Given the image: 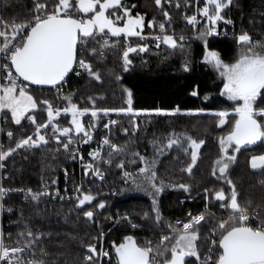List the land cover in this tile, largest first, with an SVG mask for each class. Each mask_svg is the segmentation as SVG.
I'll use <instances>...</instances> for the list:
<instances>
[{
    "label": "snow or ice",
    "instance_id": "snow-or-ice-1",
    "mask_svg": "<svg viewBox=\"0 0 264 264\" xmlns=\"http://www.w3.org/2000/svg\"><path fill=\"white\" fill-rule=\"evenodd\" d=\"M177 9L182 7L181 0H154V4L160 9L164 20L157 23L155 18L149 21L148 27H158L159 34L151 37L145 36V15L139 12L134 14L135 4L128 5L125 0H34V9L31 15L22 20H6L0 16V116L4 122L8 120L15 125L24 127L22 121H27L34 130L31 134L24 133L22 137L15 140V146L9 144L7 147L0 142V170L5 168V161L13 156L18 150H29L49 145L50 138L46 135L51 129L52 137L58 145L56 151L63 148L69 151L70 145L76 143L87 144L93 140V131L100 114L108 116L112 112L124 113L129 116H137L144 112H154L157 115L174 116L182 111L188 115L205 112L204 109L182 110L179 106L174 109H152L134 110L132 107V92L126 90L127 107L122 108H97L96 100L88 96L87 102L91 105L81 107L74 102L75 93L61 95V89L67 83L70 74L81 75L85 73L91 79L103 83L102 74L99 70L98 61L106 59L105 52L123 47L121 54L123 71H129L133 61L131 53H144L149 50L145 44H137L135 47L125 40L126 46L110 43V37H139L141 40H154L155 46L161 44L171 49L180 48L184 50L187 42L186 37L181 34L176 36L173 31L168 33L166 25L172 23L171 14L165 10L166 5H172ZM199 5L201 0H195ZM233 4V0H203V6H197L195 14H184L188 25L196 30L195 38L202 41L204 47L203 62L210 65L223 81V88L220 95L233 102L231 111L228 109L209 112L218 120V127L228 125L226 135L218 138L219 152L218 159L214 161L211 175L218 180H223L229 186V192L224 188L208 189L204 192L207 197H215L219 201V207L228 211L226 218H218L212 225V234L216 237L211 239V246L205 253H201L197 241L201 240L200 227H207L210 221H206L205 212L197 215L188 213V221L181 225L177 221L175 225L167 222L170 234L162 235L158 243L152 241H137L133 235H126L119 242L113 241L111 248L115 254V264H264V211L253 206L252 201L241 203L238 200L239 193L236 184L229 177L230 165L237 161V154L242 149L254 150L259 147L264 150V40H253L247 32H242L235 37L238 51L232 61H225L218 50L209 47V37L218 36L221 22L225 25H232L233 20L226 18V9ZM190 0H185L184 8L191 7ZM198 16L205 21L201 24ZM200 28H197V26ZM189 54H190V50ZM191 61L185 60L182 70H191ZM109 74H114L109 71ZM120 80V76H116ZM39 86L32 89L31 86ZM43 86L55 89V96L52 99L41 98L34 94ZM191 95L196 96L193 91ZM209 99L205 96V100ZM54 100L64 103L57 106ZM90 114L91 118L87 126L83 117ZM70 116V126L61 127L59 118ZM231 116V123L229 117ZM41 117V120H38ZM117 121L109 120L104 128L110 131V125ZM139 125H134L138 130ZM4 128L0 127V133ZM125 134L128 129H124ZM82 134V135H81ZM9 141H13L14 133L11 130L6 132ZM77 139H73V137ZM156 141L153 142L156 147ZM100 146L89 153L92 160L84 162L82 154L77 155L78 148L70 153L72 159L79 158L84 168V174L95 175L104 180V175L97 161L112 164L115 155L126 156L128 145H118L105 136ZM205 140H197L186 136L183 140L176 133H172L167 139V149L176 147L190 157V162L181 171L191 175L193 168L200 159V150ZM103 146H107V159L103 155ZM136 159L143 162L138 168V174L142 181H138L137 175L128 171L123 172L125 182L131 180L139 190L145 191L152 197L151 212L155 222L162 221V213L157 197L165 190V187H175L185 192H190L191 186L180 183L178 185H165L163 181L157 180L156 160H150L139 152L132 153ZM179 159V157H177ZM250 168L264 174V154L251 155L248 161ZM121 170L125 169L123 159L116 165ZM67 177V169L64 170ZM56 182L53 181V184ZM264 186V179L259 181ZM146 185V187H145ZM15 191L7 188L0 182V212L4 211L5 198L9 193ZM19 191H24L20 189ZM75 204L78 210L88 221H94L97 210H104L107 201H97V195L91 189H85L83 184L74 187ZM50 191L34 192L27 189L25 199L39 202L42 197L52 198ZM55 196L59 197L57 188ZM63 199V197H60ZM93 201H97L93 204ZM87 206V207H86ZM260 207H264L261 205ZM12 212V208H7ZM144 217H149V212H144ZM135 229L138 225L132 222L127 215L120 217ZM119 222V221H117ZM201 222H205L203 225ZM43 233H34L31 229L21 232L17 236L15 244L5 243L11 240L9 234L5 236L0 229V264H46L42 258L47 253L41 250L40 257L36 256V245ZM104 233L93 237L97 243L85 245L86 264H102L105 257L111 260L109 251L98 244ZM25 239L23 245L20 238ZM29 254L24 259V254ZM194 258V259H188Z\"/></svg>",
    "mask_w": 264,
    "mask_h": 264
},
{
    "label": "trees",
    "instance_id": "trees-1",
    "mask_svg": "<svg viewBox=\"0 0 264 264\" xmlns=\"http://www.w3.org/2000/svg\"><path fill=\"white\" fill-rule=\"evenodd\" d=\"M127 1L135 3V13L136 11L149 12L152 8L151 4L154 3V0ZM190 2L191 7L184 8L182 4L180 9H176L181 13L178 17L173 18L171 25H166L169 34L175 31L180 22L184 24V27L193 29L183 18L185 12L192 15L191 10L197 6L195 0H190ZM200 5H203V0ZM234 5L236 6L232 10L234 18L231 20L234 21L233 26L237 28L238 32L242 34V32L249 31L254 37L262 36L264 34V0H233L231 6ZM2 8L1 16L4 19L22 20L31 15L34 9V0H2ZM159 16L161 13H158V10L155 16L152 15V17ZM222 26L225 24L222 23ZM157 28H148V34L155 33ZM194 31L196 30L193 29L192 32ZM111 40L113 43L119 41L120 45L125 46L123 38L119 40L110 38V42ZM153 41L152 39L141 40L137 37L131 43L135 47L137 44L152 43ZM193 41L189 57L191 70L188 72L182 70L184 59L182 60L178 53H171L168 57L164 56V50H166L164 44H161L159 48L151 45L149 50L144 53H131L130 59L133 63L129 67V71L125 72L121 59L123 47H117L114 50H107L105 52L106 59L96 62L99 64L103 83L91 79L84 73L80 77H70L64 87L69 88L68 93H75L74 102L80 104L81 107L91 106L86 99L88 96L95 98L97 108L126 107V90H131L133 94L132 107L138 111L156 108L171 110L176 106L182 110L230 109L232 105L220 95L223 81L210 65L203 62L202 41L198 39H193ZM237 46L235 37H209V47L218 50L225 61H232L236 57ZM110 70L114 74L110 75ZM116 76H120L121 79L117 80ZM32 89L38 88L32 87ZM193 91L197 92L196 96L191 95ZM34 94L41 98L52 99L55 96V89L42 88ZM205 96H208L209 99L205 100ZM54 103L57 106H62L64 102L54 100ZM112 114L118 118L119 122L117 144L121 146L127 144L129 146L128 153L126 156L114 154L112 164L106 167V185L101 189L93 186L92 192L97 195V201H107L104 210L96 211L94 221H88L83 216V212L77 209L76 204L50 203L43 199L38 203L32 200L27 203L20 200L16 202V210L12 216L14 223L10 227L13 241L16 242L18 234L27 229H31L37 234L43 233L36 245V256L40 257L41 250H44L47 255L42 258L46 264H86L84 260L85 245L97 243L93 237L99 236L101 232L106 233L103 245L112 253L111 260L104 259L103 264H115V254L111 248L113 241L119 243L124 236L133 235L142 242L150 240L154 242L162 235L170 234V230L167 228L168 220L175 225V220L187 219L188 211H195H192L193 213L200 211L201 202L198 198L192 202L188 201V198L195 197L205 188H224L226 193L229 192V186L223 180H218L211 175L214 161L220 155L218 138L227 134L225 131L227 132L229 129L228 125L223 128L218 127L215 122L210 123L200 119L203 116L199 115L186 117L184 115L165 116L153 113L140 115L133 119L117 113ZM101 116L104 115L100 114ZM70 119V116L62 115L59 118L61 127L70 126ZM89 119H92L90 114L83 117L85 123ZM38 120H41V117H38ZM22 124L23 128L8 120L4 133L14 130V139L9 141L4 134L5 147L9 144L14 147L15 140L20 139L24 133L31 134L34 130L27 121H22ZM134 125H139L138 130L134 129ZM125 128L128 129L127 134L124 132ZM172 133H176L179 137L190 135L197 140H205V144L200 150V159L191 175L181 171L190 162L188 155L180 149L173 148L172 152L167 151L168 153L165 154L162 150ZM46 135L50 138L49 145L29 150H18L5 161L12 186H39L45 180L61 176L62 168L69 164V153L65 152L62 147L56 151L58 145L54 139H51V129ZM75 138L74 136L73 139ZM154 141L157 142L156 147H154ZM133 152H139L149 159L156 160L158 182L184 183L191 186L190 192L181 189H167L161 194L159 207L163 219L160 223L155 222L151 212L152 197L147 192L139 190L131 180L125 182L124 171L136 174L138 181L143 179L138 174V168L143 166V162L136 159V163H131L134 159ZM161 153L164 155H159ZM254 154H264V150L259 147L247 151L242 149L241 153L237 154V161L231 167L228 175L236 184L239 193L238 200L241 203L252 201L254 207L264 211V207H260L264 205V186L259 183L261 179H264V174L252 170L248 163L251 155ZM121 159L125 162L123 170L116 166ZM112 189H115V193L109 194ZM125 192L126 196L123 195ZM211 200L214 208L220 203L215 200L214 196L211 197ZM97 201H93V204H96ZM146 211L149 212L148 218L143 215ZM221 212L228 213V211ZM125 215L129 216L138 227L133 229L127 222L117 219L118 216ZM205 216L206 221H210V223L207 227H200L201 240L197 241L202 254L209 247L207 234L217 220L208 212L205 213ZM204 223L201 222L202 225ZM19 242L23 245L26 241L21 237ZM101 243L102 240L97 245L98 248ZM26 255L29 256L27 252Z\"/></svg>",
    "mask_w": 264,
    "mask_h": 264
},
{
    "label": "built area",
    "instance_id": "built-area-1",
    "mask_svg": "<svg viewBox=\"0 0 264 264\" xmlns=\"http://www.w3.org/2000/svg\"><path fill=\"white\" fill-rule=\"evenodd\" d=\"M3 8H2V0H0V16L2 14ZM219 32L220 34L218 36H213V37H237L240 35V33L238 32L237 28L233 25H225L219 28ZM159 34V29L157 28L156 32L151 34L148 37H151L152 35H158ZM181 35V34H179ZM177 35V36H179ZM187 41L190 39L191 36H188L186 34H183ZM155 41H153L152 43H146L149 47L151 45L155 46ZM84 73L81 72V75H83ZM81 75L77 76L72 74V77H80ZM69 80V79H68ZM67 80V81H68ZM67 84V83H66ZM65 84V85H66ZM69 91V88L67 86L63 87V89H61V95L67 94ZM94 119V118H92ZM5 118L0 116V127L4 128L5 130V125L6 123L4 122ZM90 120V119H89ZM89 120L85 123V125L87 126ZM109 120H115L117 121V123L115 125H110V131L108 129L104 128V124L108 123ZM119 126V122H118V118L116 116H114L113 114H109L108 116H101L99 118V121L96 122V126L94 128L93 131V140L87 144L84 143H76L70 146L69 148V164L67 166H64L61 170V176L54 178V179H50V180H45L44 182H42L39 186H31V185H25V186H12L11 185V176L9 173H7L6 170V165L5 168L3 170H0V182L3 183V185L7 188H12L15 191H12L11 193L8 194V196L5 198V203H4V211L0 212V229L3 230L5 236H8L9 234L12 233L10 231V227L11 225L14 223V221L12 220V216L16 210V202L18 200L22 201L23 203H27L29 200L31 199H25V193L27 191V189H32L34 192H43L45 190L50 191L53 193L52 198L49 197H42L41 199L50 202V203H70L71 205L75 204V196L76 193L74 192V187L79 185V184H83L85 189H91L94 187H97L98 189H101L104 185H106V167L109 166L107 163H102L97 161L98 166L101 168L103 175H104V180H100L98 177H96L95 175L89 173L88 175L84 174V168L82 166V162L79 158L77 159H72V156L70 153L74 152L77 148H78V153L77 155L79 156V154H82L84 157V162H89L92 160V157L89 156L90 152H93L95 149H97L100 144L99 142L105 137L108 136L113 143L117 144V138H118V129ZM14 133V130H11ZM4 134L6 135V133H0V142H2L4 144ZM82 135V134H81ZM77 139V138H75ZM74 139V140H75ZM5 145V144H4ZM107 146H103V155L105 157V159H107ZM5 163V162H4ZM67 169V177L65 176V172L64 170ZM53 181H55L56 183L53 184ZM59 189L60 192V196L57 197L55 196V191L56 189ZM20 189H23L24 191H19ZM115 193V189H112L109 194H114ZM60 197H63V199H61ZM202 200H203V205L200 209L199 212L197 213H193L192 211H188L187 212V219H177L174 221V223L176 224L177 221L181 222V227L182 224L184 222L188 221V213L191 212L192 215H197L201 212H205V209L207 208V212L211 211L210 206L207 204V201L209 200V197H207V195H203L202 196ZM189 201H192V199H188ZM11 207L12 208V212H8L7 208ZM221 211L226 212L227 210H225L224 208L219 207ZM118 220H120V217L118 216L117 218ZM106 235V233L104 234V236ZM5 243L8 244H15L16 242L13 241V237L11 240H5ZM21 244V243H20ZM22 245V244H21ZM30 258L28 255H26V252L24 254V259H28Z\"/></svg>",
    "mask_w": 264,
    "mask_h": 264
},
{
    "label": "rangeland",
    "instance_id": "rangeland-1",
    "mask_svg": "<svg viewBox=\"0 0 264 264\" xmlns=\"http://www.w3.org/2000/svg\"><path fill=\"white\" fill-rule=\"evenodd\" d=\"M125 2L128 4V5H132L133 3H130L129 1H127V0H125ZM174 2H175V0H174ZM185 3V0H181V4H184ZM135 4V3H134ZM152 5V8H150V11L149 12H144V13H142V12H139L141 15H145V27H144V30H143V34L145 35V36H150L151 34H148V23H149V21L150 20H152L153 19V17H152V15L153 16H155V14H156V12H157V10H158V13H161V11H160V9L158 8V7H156V5L154 4V3H152L151 4ZM197 6H200V7H202L203 5H197ZM197 6L196 7H194V9H192L191 10V12H193L192 14H195V11H196V8H197ZM234 7H236L235 5L232 7V6H230L229 7V9H226L225 10V12H226V18H228V19H231V18H234L233 17V15H232V10H233V8ZM136 9V8H135ZM135 9H133V12H134V14H135ZM176 7L174 6V3L172 4V5H166L165 6V10H167L170 14H171V16H172V20H173V18L174 17H178V15H180V11H176ZM137 12V11H136ZM151 18V19H150ZM155 18V20L157 21V23H159L160 21H163L164 20V17L162 16V14H161V16H159V17H154ZM147 19H150L149 21H147ZM163 19V20H162ZM198 20H200L201 21V24H203L205 21L203 20V18L202 17H200V16H198ZM223 22H221V24H222ZM221 24H220V26H219V28L221 27ZM171 25V24H170ZM174 25H175V23H174ZM184 24L182 23V22H180L179 24H177V27L175 28V34H176V36L177 35H179V34H186V35H188V36H191L190 37V39L186 42V44L184 45V50H182V49H180V48H177V49H171L169 46H165L164 48L166 49V50H164L165 51V54H164V56H166V57H168L171 53H178L179 55H180V57L182 58V60H183V64L185 63V60L187 59V60H189V57H190V54H189V51L188 50H190V52H191V49H192V44H193V39H196L195 38V36H196V31H194V32H192V30L191 29H189V28H187V27H184L183 26ZM232 25H234V21H233V24ZM175 27V26H174ZM197 28H200V26L198 25L197 26ZM200 30H202V28H200ZM246 31V30H245ZM249 35H251L252 37H253V40H257V39H261V40H264V34L262 35V36H260V37H254L249 31L247 32ZM111 39H117V40H119V39H121V38H123V39H125V40H127V42L128 43H131L132 42V40L133 39H135V38H137V37H128V38H125V37H110ZM116 40V41H117ZM110 43H113V41L111 40V42ZM115 43V42H114ZM132 44V43H131ZM125 46H126V44H125ZM237 51H238V46H237ZM237 55V54H236ZM223 98H225L226 100H227V98L226 97H224L223 96ZM228 101V100H227ZM127 102V95L125 96V103ZM232 106H233V102H231V101H228ZM127 107V106H126ZM119 108H122V107H119ZM119 108H117V109H119ZM232 108V107H231ZM231 108L230 109H228L229 111H231ZM135 110V109H134ZM218 111V110H217ZM209 112H215V111H205V112H203V113H197V114H194V115H199V116H203V118H200V119H203V120H206V121H208V122H210V123H213V122H215L217 125H218V120H217V118L216 117H214V116H212V115H209L208 113ZM112 113H117V112H112ZM111 113V114H112ZM154 112H144V111H141V114L140 115H148V114H153ZM117 114H120V115H124L125 117H131V118H136V117H138V116H140V115H137V116H129L128 114H124V113H117ZM177 115H184V116H186V117H188V116H193V115H188V114H186V112L185 111H182L181 113H179V114H177ZM231 116L229 117V122L231 123ZM225 126V125H224ZM223 126V127H224ZM222 127V128H223ZM229 130V129H228ZM227 130V131H228ZM223 133V132H222ZM227 132L225 131V134H226ZM186 136H190V135H183V137H181V139L183 140ZM198 140H200V139H198ZM174 149H178V148H176V147H173ZM166 149L165 147H163L162 148V150L164 151V154L168 151V152H172L174 149ZM157 151L159 152V149H157ZM167 152V153H168ZM163 153H161V154H159V155H164ZM150 160H152V159H150ZM235 164V163H234ZM234 164H232V165H230V168L231 167H233V165ZM230 168H229V170H230ZM229 173V172H228ZM163 183L165 184V185H178L177 183H172V182H167V181H163ZM167 189H178V188H175V187H165V190H167ZM164 190V191H165ZM163 191V192H164ZM162 192V193H163ZM162 193H160L159 194V196L157 197V199H158V202H159V198H160V196H161V194ZM124 196H126L127 195V193L125 192L124 194H123ZM203 195H205V192H204V190L203 191H201V192H199V193H197V195L195 196V197H192V198H188V199H192V201L195 199V198H198V200L201 202L200 204H201V207H202V205H203V198H202V196ZM184 201V200H183ZM182 201V202H183ZM189 201V200H188ZM192 201H190V202H192ZM207 204L210 206V208H211V211H209L208 213L209 214H211V215H213L214 217H216V219H218L219 218V216H221L220 218H222V217H224V218H226L227 217V215H228V213H222L221 212V210H220V208H219V204H217L216 205V208H214L213 206H212V200H211V197L209 198V200L207 201ZM159 205H160V203H159ZM193 211V210H192ZM193 212H195V211H193ZM197 212V211H196ZM205 213H207V212H205ZM119 221H121V220H119ZM167 222H170V220H168ZM117 223V222H116ZM171 223V222H170ZM165 235V234H164ZM104 237L105 236H103V238H102V246H103V248L105 249V250H107L106 248H105V245H103L104 244ZM213 238H216L213 234H212V228L209 230V232H208V234H207V239H208V243H209V247L211 246V244H210V241H211V239H213ZM160 239V238H159ZM159 239L158 240H156V241H152L153 243H156V242H159ZM137 241H140V242H142L141 240H138L137 239ZM151 241V240H150ZM197 244H198V242H197ZM199 247V246H198ZM208 247V248H209ZM200 248V251H201V247H199ZM107 251H109V250H107ZM109 253H110V256L112 257V253L109 251ZM202 253V252H201ZM104 259H107V260H109V258H107V257H105ZM104 259H103V261H104ZM103 261H102V264H103Z\"/></svg>",
    "mask_w": 264,
    "mask_h": 264
},
{
    "label": "water",
    "instance_id": "water-1",
    "mask_svg": "<svg viewBox=\"0 0 264 264\" xmlns=\"http://www.w3.org/2000/svg\"><path fill=\"white\" fill-rule=\"evenodd\" d=\"M71 75H72V74H70L69 78L71 77ZM69 78H68V79H69ZM31 87L39 88V86H35V85H33V86H31ZM43 89H50V87H49V86H43Z\"/></svg>",
    "mask_w": 264,
    "mask_h": 264
},
{
    "label": "crops",
    "instance_id": "crops-1",
    "mask_svg": "<svg viewBox=\"0 0 264 264\" xmlns=\"http://www.w3.org/2000/svg\"><path fill=\"white\" fill-rule=\"evenodd\" d=\"M231 169V168H230ZM230 171V170H229ZM229 174V173H228Z\"/></svg>",
    "mask_w": 264,
    "mask_h": 264
}]
</instances>
